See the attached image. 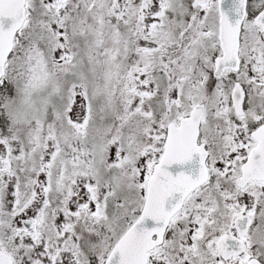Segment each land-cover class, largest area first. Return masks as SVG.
I'll list each match as a JSON object with an SVG mask.
<instances>
[{"label":"snow or ice","instance_id":"obj_1","mask_svg":"<svg viewBox=\"0 0 264 264\" xmlns=\"http://www.w3.org/2000/svg\"><path fill=\"white\" fill-rule=\"evenodd\" d=\"M0 264H264V0H0Z\"/></svg>","mask_w":264,"mask_h":264}]
</instances>
